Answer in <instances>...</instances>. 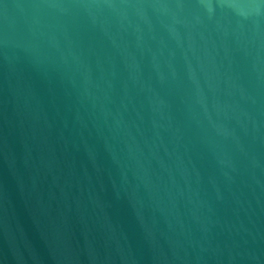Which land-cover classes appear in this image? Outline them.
Wrapping results in <instances>:
<instances>
[{
  "label": "water",
  "instance_id": "95a60500",
  "mask_svg": "<svg viewBox=\"0 0 264 264\" xmlns=\"http://www.w3.org/2000/svg\"><path fill=\"white\" fill-rule=\"evenodd\" d=\"M0 264H264V0H0Z\"/></svg>",
  "mask_w": 264,
  "mask_h": 264
}]
</instances>
